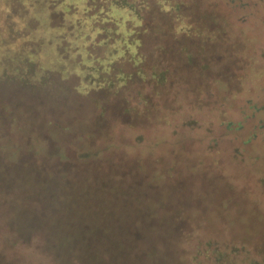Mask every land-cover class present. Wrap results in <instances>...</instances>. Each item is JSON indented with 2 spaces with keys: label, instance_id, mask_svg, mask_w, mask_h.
<instances>
[{
  "label": "trees",
  "instance_id": "1",
  "mask_svg": "<svg viewBox=\"0 0 264 264\" xmlns=\"http://www.w3.org/2000/svg\"><path fill=\"white\" fill-rule=\"evenodd\" d=\"M196 2L108 0L105 11L90 13L89 0H0V77L23 84L0 96V229L10 228L5 246L15 238L30 241L42 253L40 264H205L215 252L201 247L202 240L182 244L204 222L200 211L223 213L217 214L221 222L238 225L241 236L260 224L253 212L242 214L253 210L240 197L243 186L223 180L214 164L205 169L200 152L190 157L185 139L170 155L124 152L131 146L124 132L136 136L161 127L183 108L182 91L170 90L187 79L195 96L210 75L228 86L224 93L264 78L259 68L253 76L245 71L250 66L236 54L253 41L245 40L244 27L228 26L218 5ZM244 2L239 5L250 8L253 23L248 33L259 25L264 32V0ZM151 5L158 18L149 16ZM101 23L111 24L105 31L112 37L99 42L104 55L94 58L85 40L103 33ZM64 40L75 47L68 60L58 52ZM124 60L138 70L120 73L115 83L105 80ZM146 62H152L149 75ZM65 75L79 80L74 90L85 100L83 117L63 113L61 98L46 89L52 76ZM134 80L142 84L136 91L128 85ZM236 94L228 93L234 101ZM120 132L123 150L115 149ZM146 211L156 220L144 222ZM215 258L214 264H236L223 253Z\"/></svg>",
  "mask_w": 264,
  "mask_h": 264
},
{
  "label": "rangeland",
  "instance_id": "2",
  "mask_svg": "<svg viewBox=\"0 0 264 264\" xmlns=\"http://www.w3.org/2000/svg\"><path fill=\"white\" fill-rule=\"evenodd\" d=\"M182 1L186 4L191 3L193 5L194 3V0ZM205 1L208 4L213 3L218 5L223 18L228 21V26H232L235 29L244 27L245 40H253L252 43L250 42L251 44L248 43L247 51L240 49L236 51L237 55H242L243 57L241 58L246 59V65L250 66L245 67V71L252 76L255 74V67L264 71V32L263 30L261 32V27L259 25L254 35H250L251 30L248 33V30L253 26L252 19L248 17V10H250V8L247 6H240L239 2L241 0H201L200 3H196L198 7H203L202 5ZM244 1L246 2L247 0H242V2ZM106 7H108V0H89L90 13L102 12V10L105 11ZM156 11V8L151 5L149 16L158 18L155 13ZM55 22L57 24L60 23V16L55 17ZM1 25L3 24L0 23V27ZM98 26L102 29L103 33L93 40H90V38H86L85 40L87 42L86 47H89L87 50L94 58H101L104 55V48L99 45V42L103 40H108L110 42L112 37H109L112 33H107L105 31L108 28L111 29V24L101 23L98 24ZM58 49H60L58 52L63 55L64 59L68 60L69 52L72 53L75 47L72 46L71 42L64 40L60 43ZM142 53L147 60L146 52ZM147 55L154 59L155 53H147ZM151 63L152 62H149V64ZM148 65L146 62L144 65L145 69L143 68V70L147 72L146 75H149L153 71V67H148ZM0 67L2 68L1 62ZM137 70L138 67L124 60L115 64L112 67V71L108 74H104L103 77L105 80H111L115 83L116 77L120 73L130 74L132 72L135 73ZM68 75H65L66 78L64 79H61L59 76H52L48 82L50 86L46 89H50L55 97L61 98V111L63 113L83 117L85 116V100L82 96H77L74 90L79 80H75ZM215 77L216 76L210 75L207 78H203L205 85H200L201 91L197 92L198 94L195 95L196 97L190 93L191 83L189 79H187V83L182 88L178 86L173 87L170 93H175L178 89L182 91L179 101L183 102V108L180 111H176L179 113L177 114L175 112L176 115L174 113V118L171 116L168 123L161 127L156 126L153 129L151 128L150 131L140 132L136 134V136L132 134L133 132H124L131 144L130 147H125L126 150L124 152L127 151L129 154H134L135 152L151 153L154 158L158 157L160 154H165V152L167 155H170L171 152H175L178 149V143L185 139L186 150L190 157L194 155L192 153L200 152L203 155V159L201 160L203 161L202 164L205 169H208L206 164H214V167L220 169L223 176L225 175V178L222 176L223 180L231 177L234 185L237 187L239 185L243 186L242 189L244 192L240 197L242 200L250 202L249 204L253 206V210L244 211L242 214L244 217H248L253 212L255 217H259L260 224L250 226L248 237L241 236L238 225L228 226L221 222V218L217 214L223 215V213L211 212L208 209L205 211L202 210L203 212L200 211V217L204 222H202L199 227L196 225L197 229L195 234L191 238L184 239L182 244L186 245L184 247H188L187 245H189V243L190 245H194L202 240L201 247H210V249L215 252V255L217 253L228 255L229 259H233L236 264H248L250 260L263 263L264 78H255L252 84L251 80H247L244 82L241 90L239 89L240 91L227 90V92L224 93L228 86H222L220 82H214ZM13 84H8V77H0V96L1 93L8 94L11 90L15 91L14 87H17L15 85H18L17 88L23 85L21 83ZM128 85H134V90L136 91L142 84L134 80ZM46 89H43V91ZM18 90L19 89H17L16 93ZM39 91L40 90H36L35 92ZM232 91L237 92V101H234L233 98L228 95V93ZM189 121H194L195 123ZM175 125L178 126L175 128ZM121 133L122 132L115 136V141H117L115 149L118 150H123L118 141V135ZM139 137H141V139H139ZM98 144L103 145V139L99 141ZM101 147L105 149L106 145ZM97 150L101 153L99 149H93L94 152ZM231 213L232 212H228V214ZM210 214L215 215L212 217L213 225L209 228L207 220L210 218ZM143 220L144 222H151L156 219L152 212L146 211ZM1 223L0 221V225ZM8 229L10 230L9 227L0 229V233L4 235H0V264H40V262H38V257H41L42 253L36 250L34 248L36 245L30 243V241L25 242L15 238L8 242L6 246L4 245L3 240L7 238L6 235L9 233ZM195 238H197V242L193 240ZM30 247L33 250L29 253L31 250ZM231 247H245V251L240 250L238 253L234 254ZM215 255L207 260L205 264L213 263V261L216 260ZM223 263L222 260L220 263L216 261V264Z\"/></svg>",
  "mask_w": 264,
  "mask_h": 264
}]
</instances>
